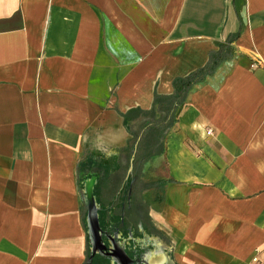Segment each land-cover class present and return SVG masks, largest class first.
<instances>
[{"label":"crops","instance_id":"1","mask_svg":"<svg viewBox=\"0 0 264 264\" xmlns=\"http://www.w3.org/2000/svg\"><path fill=\"white\" fill-rule=\"evenodd\" d=\"M224 44L154 155L166 174L141 170L163 236L100 215L147 264H264V0H0V264H100L81 162L121 171L123 113Z\"/></svg>","mask_w":264,"mask_h":264},{"label":"trees","instance_id":"2","mask_svg":"<svg viewBox=\"0 0 264 264\" xmlns=\"http://www.w3.org/2000/svg\"><path fill=\"white\" fill-rule=\"evenodd\" d=\"M232 54V47L229 44L221 45L218 50H212L210 52V57L208 62L190 74L186 76L176 77L173 81L174 92L170 95H161L156 93L153 105L150 109H139L133 108L128 110L126 113H123L124 124L129 134L131 135L128 141V147L126 150V164L122 166L124 169V175L122 178H117L116 181L106 183V179L111 175V171L116 167L118 163L116 161H111L110 163L105 164L99 158H95L92 155H88L81 162V167L85 170L94 168L96 173L101 174L102 184L101 190L104 185L108 189V194L114 195L116 189L120 186L122 188L123 184L121 183L119 187L116 188V185L113 187V184L117 181H125L126 173L129 169L131 171V181L134 185L133 195H137L139 190H142L141 187V170L146 161H148L152 156H154L159 151L158 144L163 141V137L166 135L168 130L174 125L176 121V111L181 103H183L188 95L189 89L197 82L202 81L207 75L213 74L217 66L228 58ZM117 167H120L117 166ZM121 169V170H122ZM105 183V184H104ZM140 183V185H139ZM119 188V189H121ZM113 198V197H112ZM111 198V200H112ZM108 199H104L101 202V205L106 209L110 204ZM119 200L115 203V213L124 214L125 227H132V229H138L141 232L147 231L148 233L155 232L157 235H162L163 233L157 228L152 227L148 222L145 226L139 224V218L133 212L135 205L134 199L132 200V208L129 209L128 203L124 202V207L119 205ZM149 210L148 205L146 208V219L149 221ZM123 226V225H122ZM141 228V229H140ZM88 258H90V253H88ZM100 264H110L109 259L100 257Z\"/></svg>","mask_w":264,"mask_h":264},{"label":"flooded vegetation","instance_id":"3","mask_svg":"<svg viewBox=\"0 0 264 264\" xmlns=\"http://www.w3.org/2000/svg\"><path fill=\"white\" fill-rule=\"evenodd\" d=\"M119 169H120L119 167H116L114 170L111 171V175L108 176L107 179L105 180L106 183L108 181L110 183H112L113 181L115 182L116 179L119 178V174H120ZM96 175H97L96 192H97V190L99 192V193H97V197H96L97 204L99 206V219H101L100 218V211L104 210L105 214L113 211L115 208V203L117 200H119L121 202L122 201L127 202L128 203L127 207L129 209H131L132 208V200L134 199L135 205L133 208V212L139 218V224L141 226H145V224H147V222H148V220L146 219L147 205L143 201L142 190H139L135 197L133 195L134 185L132 184L133 182L131 181V171H129V169H128L126 176H125L126 180L121 181V183L123 184L122 188L120 186L119 188H121V189H119V188L116 189L114 195L112 196L113 198L110 201V204L108 205L107 209L101 205V202H102V200L106 199L109 196V194L107 192L108 189H106L105 185H104L103 189L101 190V184H102L103 179L101 177V174L96 173ZM139 185H140V183H139ZM108 198H110V197H108ZM100 225L102 228V239L101 240L106 245L107 248L106 249H100V250L97 249L98 251L96 254L109 259V261L112 264H147L146 263L147 262L146 257H145L144 253L140 255L137 252H132V251L129 252L127 247H126V251L129 254V256L131 257V260L122 259L120 254H119L118 248L113 245L116 242L119 243V231H117V229H113V228H106V226L104 225L103 222H101V220H100ZM119 228H121V226H119ZM91 247H92V245H91ZM113 258L116 260L114 261Z\"/></svg>","mask_w":264,"mask_h":264},{"label":"water","instance_id":"4","mask_svg":"<svg viewBox=\"0 0 264 264\" xmlns=\"http://www.w3.org/2000/svg\"><path fill=\"white\" fill-rule=\"evenodd\" d=\"M97 175H92L89 181L86 182L85 195L87 205V223L88 230L92 241V255H95L98 250L106 249V245L102 242V228L99 219V206L95 195V184ZM118 248L122 259L131 260V257L126 252L125 248L118 242L113 244ZM98 249V250H97ZM112 249V248H111ZM92 258V257H91ZM114 259V258H113ZM116 259H114L115 261Z\"/></svg>","mask_w":264,"mask_h":264},{"label":"rangeland","instance_id":"5","mask_svg":"<svg viewBox=\"0 0 264 264\" xmlns=\"http://www.w3.org/2000/svg\"><path fill=\"white\" fill-rule=\"evenodd\" d=\"M163 146H164V142L163 141H161L159 144H158V151H160L162 148H163ZM155 156H152L150 159H149V164L148 165H150V168L152 167L153 169H152V172L153 173H155V170H156V167H157V169H159L158 170V173L157 174H159L160 176H164L165 174H166V167H165V164L164 163H159L160 165H157L158 163H156L155 162ZM157 166H156V165ZM149 168V169H150ZM151 170L150 171H148L147 172V175L149 176V175H151ZM123 175H124V169H122L121 171H120V174H119V178H122L123 177ZM145 178V177H144ZM120 184H121V181L119 182V181H117V184L116 183H114L113 184V187L116 185V188L117 187H119L120 186ZM149 184H150V182H149ZM155 184H160V181H158L157 183L155 182ZM157 189V188H156ZM156 189H151V190H148V192L145 194V196H146V198L148 197V198H152V196L154 197L155 195H156V193L157 194H160V192H161V188H158L157 190ZM157 191V192H156ZM96 193H99L98 192V190H97V192ZM148 195V196H147ZM151 195V196H150ZM100 196V195H99ZM108 197H110V198H108ZM106 199H108L107 201H110L111 200V198H112V194L110 193L109 194V196H108ZM106 210V209H105ZM104 214V210H101L100 211V215L102 216Z\"/></svg>","mask_w":264,"mask_h":264},{"label":"built area","instance_id":"6","mask_svg":"<svg viewBox=\"0 0 264 264\" xmlns=\"http://www.w3.org/2000/svg\"><path fill=\"white\" fill-rule=\"evenodd\" d=\"M258 65H259V63H256V62L253 63V66H258ZM207 133L210 134L211 131L208 130ZM253 261H254V262H259V258H258L257 256H255V257L253 258Z\"/></svg>","mask_w":264,"mask_h":264}]
</instances>
